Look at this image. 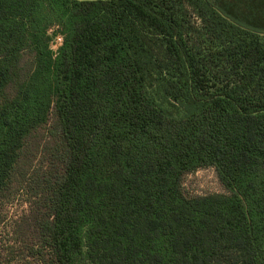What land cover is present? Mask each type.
I'll return each mask as SVG.
<instances>
[{
    "label": "trees",
    "instance_id": "16d2710c",
    "mask_svg": "<svg viewBox=\"0 0 264 264\" xmlns=\"http://www.w3.org/2000/svg\"><path fill=\"white\" fill-rule=\"evenodd\" d=\"M51 119L45 264H264V0H0V200Z\"/></svg>",
    "mask_w": 264,
    "mask_h": 264
},
{
    "label": "rangeland",
    "instance_id": "374dc122",
    "mask_svg": "<svg viewBox=\"0 0 264 264\" xmlns=\"http://www.w3.org/2000/svg\"><path fill=\"white\" fill-rule=\"evenodd\" d=\"M52 124L51 119L48 125L28 137L21 156L28 181L24 182L19 173L12 184L11 194L0 200V264H45L37 251L38 232L32 220L36 197L30 176L50 165L52 155L49 149L57 144V138L51 132ZM184 185L189 196L226 193L214 168L187 175Z\"/></svg>",
    "mask_w": 264,
    "mask_h": 264
},
{
    "label": "built area",
    "instance_id": "2783aa9c",
    "mask_svg": "<svg viewBox=\"0 0 264 264\" xmlns=\"http://www.w3.org/2000/svg\"><path fill=\"white\" fill-rule=\"evenodd\" d=\"M48 33L52 36V39L50 41V49L52 50L53 55L56 56L58 54L59 48L63 44L64 36L60 32L59 25L52 26L48 30Z\"/></svg>",
    "mask_w": 264,
    "mask_h": 264
},
{
    "label": "water",
    "instance_id": "95a60500",
    "mask_svg": "<svg viewBox=\"0 0 264 264\" xmlns=\"http://www.w3.org/2000/svg\"><path fill=\"white\" fill-rule=\"evenodd\" d=\"M80 1H97V0H80Z\"/></svg>",
    "mask_w": 264,
    "mask_h": 264
}]
</instances>
